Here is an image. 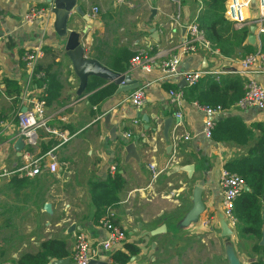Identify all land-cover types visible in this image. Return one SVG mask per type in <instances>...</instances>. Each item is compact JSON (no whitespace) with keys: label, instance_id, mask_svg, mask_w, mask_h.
<instances>
[{"label":"crops","instance_id":"1","mask_svg":"<svg viewBox=\"0 0 264 264\" xmlns=\"http://www.w3.org/2000/svg\"><path fill=\"white\" fill-rule=\"evenodd\" d=\"M77 4L82 14L71 12L69 29L80 33L87 57L97 59L115 72L118 71L113 67L118 59L130 53L129 64L140 49H147L157 64L177 54L178 51L170 49L187 36L181 25L198 16L200 11L190 0H77ZM31 6L50 8L46 0H0V34L3 36L0 85H4L0 90V111L5 124L0 127V167L16 166L24 153L40 156L53 148L57 169L49 172L42 168L39 175L31 178L11 176L0 179V189L5 186L11 194V211L24 216L34 215L33 221L23 220L21 225H17L25 239L22 240L19 234L21 239L11 242L10 251L4 250L0 264L10 262V258L17 259L24 252L40 250L41 243L49 239L63 241L68 264H76L72 255L79 232L85 233L89 245L101 252L100 242L107 238L108 231L100 223L102 216L96 219L95 197L107 189L108 177L115 172L122 176L125 185L117 192V201H112L110 205L113 206L106 207V211L109 209L114 213L112 220L124 228L126 238L112 246V255L116 251L127 250L126 244L132 243L139 251L131 256L128 264H221L219 255L208 257L205 253L206 240L202 233L206 229L213 230L219 247L225 244L226 239L220 235L217 222V214L222 213L224 192L219 184V174L224 163L244 154L247 146L217 142L211 138L212 135L206 138L203 134V111L195 101H187L182 92V88L188 85L179 87L180 77L177 76L159 80L160 68L157 65L148 74L140 69L130 70L128 67L126 70L141 84L148 80L145 100L138 108L126 99L129 93L115 95L116 85L111 96L91 103L88 96L110 84L103 80L102 85L78 97V79L65 56L63 41L52 27L53 14L47 21L34 19L27 22L24 14ZM94 7H97L96 11ZM177 12L180 13L181 24L170 35L168 23ZM255 12L256 5H251L247 14L253 17ZM260 37L256 35V44ZM30 51L35 52L36 67L41 68L43 75H54L61 86L57 100L50 105L45 103L47 124L73 136L59 144L55 137L45 135L40 129L36 145H26L22 156H18L13 142L18 134L16 111L20 96L19 103H14L12 97L5 94L4 83L5 79L16 80L22 88L27 74L24 58ZM162 51L168 52L161 54ZM238 60L223 56L214 58L198 49L195 54L183 57L178 68L179 71L185 70L183 63H186L188 69L231 70L238 69ZM224 73L227 72L204 76ZM254 78L264 86V75ZM44 79L45 75L36 91L30 89L29 96L40 97L44 93ZM165 82L175 87L166 89ZM170 89L182 93L179 103L171 100ZM106 114L110 115L107 123L103 120ZM138 114L146 115L147 122ZM223 115H238L246 125L264 123V109L238 108L234 104L216 116L215 122ZM169 116L173 121L169 139L164 140L163 121ZM135 118L137 124L133 123ZM111 127H116L113 135L110 134ZM126 130L133 135L129 139L122 136ZM173 133L181 136L175 143ZM186 134L189 138L183 139ZM259 134L256 130L255 137ZM50 139L56 142L44 150L42 143ZM120 142H135L139 161L126 159L124 144L120 145ZM151 162L159 172L155 179H152L148 167ZM112 165H115L114 171H110ZM198 181L204 182L201 196L205 209L196 222L180 227L181 220H177L192 206V189ZM102 200L106 197L101 196ZM45 203L51 205V213L44 210ZM103 208L105 210V206ZM71 224L76 225L75 230L70 231ZM162 224L166 226L165 232L150 234ZM231 240H234L237 256L244 258L245 264H249L251 258H258L246 240L235 236ZM101 256L102 252L99 253ZM54 259L50 258V264Z\"/></svg>","mask_w":264,"mask_h":264},{"label":"built area","instance_id":"2","mask_svg":"<svg viewBox=\"0 0 264 264\" xmlns=\"http://www.w3.org/2000/svg\"><path fill=\"white\" fill-rule=\"evenodd\" d=\"M199 1V0H198ZM226 0L224 16L226 19L231 21L236 28L255 26V33L258 36L264 34V0ZM179 3V2H178ZM251 5H256V12L253 17L248 16ZM200 7H198V10ZM97 7H94V11ZM180 13L171 16L168 28L170 35L174 29L181 24ZM50 8L31 6L24 14L25 21H32L34 19L48 20L50 18ZM197 16L195 15L191 21L181 26H185L187 36L178 43L175 47L170 50L178 51L177 54H172L170 57L161 60L158 64L154 60V56L149 54L147 49H140L135 54L129 63L130 70L140 69L143 73L148 74L152 72L155 65L160 68L159 80L166 81L172 77L183 78L187 85H195L201 77L206 74L213 72H227V73H238L245 78L244 81V93L235 103L238 108L253 107L260 110L264 109V86H262L254 77L256 75H264V53L259 49L253 53H248L244 57L238 60V69L231 70H208L203 67L195 69H185L179 71V65L183 57L195 54L198 49L209 53L212 57H222L219 50L211 45L206 39L204 31L200 28L196 22ZM3 40V36L0 34V44ZM168 50V51H170ZM168 51L160 52L165 53ZM25 65L27 74L25 76L22 90L20 93V105L16 111V119L18 123V135L23 137L25 146H35L38 140V130L42 129L46 134L55 137L59 144H63L69 141L73 134L60 130L58 128L51 127L47 124L45 117V102L44 99L39 97L29 96L30 89L36 91L37 83L34 78L42 79L44 76L42 72H36V54L34 51H30L25 54ZM1 84V82H0ZM148 86V80H145L138 88L132 90L127 100L135 108L143 105L145 100V90ZM2 87V88H1ZM4 88V85H0V90ZM171 100L176 103L180 102L182 97L181 92H177L173 89L169 90ZM197 106L204 113L203 122V134L206 138H210L212 130L215 126V117L220 115L223 111L220 105H198ZM25 107V110H22ZM180 117V114H176ZM134 124H137V118L133 120ZM5 124L0 121V127ZM155 129V128H154ZM125 139L131 138L132 132L126 130L122 135ZM181 136L177 133L172 134L173 142ZM189 136L183 135V139H188ZM58 146V145H55ZM24 149V148H23ZM23 152L21 151L22 156ZM151 171L152 179H155L158 175L156 165L154 162L148 164ZM42 168L49 172H55L57 169V158L53 153V148L48 150L45 154L40 156H31L28 153H24L22 161L14 167H0V179L18 176L24 177H35L39 175ZM115 170V165L110 167V171ZM219 184L224 189L221 211L224 215L228 225L233 229L236 228L237 219L233 214V205L235 198L241 193L244 187L243 179L236 173L230 172L225 168H222L219 174ZM114 213L111 210H107L106 213L100 218V223L108 231L106 239L100 242V249L102 256L99 257L98 250L92 248L87 240L85 233L79 232L75 237V246L73 250V260L76 264H87L90 259L103 258L107 261V264H116L112 258V246L120 243L125 239V230L120 225L113 223ZM104 252V253H103ZM9 264V263H6Z\"/></svg>","mask_w":264,"mask_h":264},{"label":"trees","instance_id":"3","mask_svg":"<svg viewBox=\"0 0 264 264\" xmlns=\"http://www.w3.org/2000/svg\"><path fill=\"white\" fill-rule=\"evenodd\" d=\"M190 1L195 6L194 8L200 7L196 22L204 31L206 39L219 50L223 57L240 59L258 49L264 53V34L261 35L257 44L252 45L247 42L249 27L236 28L231 21L225 18L226 0ZM129 56L131 57L130 53L118 59L113 69L118 72H125L129 67ZM36 72H42L41 68L36 67ZM44 75L45 89L39 98L44 99L45 103L50 105L57 100L61 86L54 75L48 73H44ZM34 81L39 86L42 79L34 78ZM244 81L245 78L238 73H224L217 76L207 75L201 77L195 85L182 88V92L187 101H195L198 105H220L223 110H228L243 95ZM102 82L99 78L90 77L84 93L102 85ZM4 84L5 94L12 97L14 103H19L21 85L16 80L7 79H5ZM164 86L166 89L175 87L168 82H165ZM115 89L114 84H106L89 95L88 100L91 103H97L105 97L111 96ZM3 119L4 115L0 111V121ZM256 130L260 134L255 137ZM45 135L47 134L45 133ZM211 138L217 142L247 146L244 154L226 161L224 168L238 174L247 187L234 200L233 214L237 219L236 238L246 240L251 251L258 254V258L255 260L251 258L249 264H264V245H259L262 228L264 227V123L256 122L246 125L238 115H223L215 122ZM55 142L56 140L50 139L47 143H42L43 149H47ZM123 144L120 142V145ZM123 185H125V180L118 172L108 177L107 189L101 195L95 197L96 219L103 216L106 207L113 206L110 205L112 201H117V192ZM101 196L106 197V200L100 201ZM113 223L116 224L114 221ZM64 247L65 243L63 241L49 239L41 243L40 250L34 253L24 252L17 259L10 258V262L7 261V263L50 264V258L60 259L68 256ZM126 249L125 251L119 250L113 253L112 258L116 264H128L131 256L136 255L139 251L132 243H127ZM4 255L5 251L0 248V259Z\"/></svg>","mask_w":264,"mask_h":264},{"label":"water","instance_id":"4","mask_svg":"<svg viewBox=\"0 0 264 264\" xmlns=\"http://www.w3.org/2000/svg\"><path fill=\"white\" fill-rule=\"evenodd\" d=\"M46 2L49 4L50 12L54 16L52 27L57 33L59 39L63 41L65 56L70 60L72 70L78 79V86L76 89V95L78 97L82 96L85 92L90 77H96L103 80L104 82H110L116 85L117 89L115 91V95L130 93L132 90L138 88L141 85L138 79L136 80L132 78L130 71L115 72L100 63L97 59L87 57L85 55V50L80 39V33L75 30L69 29L71 12L82 14L81 7L77 4V0H46ZM251 2L255 3L254 0H252ZM184 10L187 12V6H185ZM183 28L185 29L186 27L184 26ZM247 42L252 45L256 44L255 26H250ZM183 66L185 69H188L189 65L183 63ZM179 80V87L187 85L183 78H180ZM22 110H25V107H23ZM140 116L147 122L148 118L146 117V115L138 114V117ZM109 117L110 115L106 114L103 117L104 122L107 123ZM172 121L173 117L171 116L165 118L163 121L162 135L164 140L169 139V132ZM115 130L116 127H111L110 134L113 135L115 133ZM24 147L25 142L23 140V137L18 135L13 142V148L17 151L18 156L21 155V151ZM123 149L125 151L126 159L134 158L139 161L135 142L126 143L123 146ZM187 170L190 173V169ZM203 183V181H198L197 184L193 187L191 195L192 206L185 212L183 217L178 220H181V222L179 223L181 227L188 226L192 221L196 222L199 218V215L204 211L205 205L201 196ZM245 189H247L246 186ZM44 210L47 213H51V205L49 203H45ZM217 222L220 229V235L222 237H225L226 239L224 248L227 263L242 264L240 258L237 256L234 244L231 242V238L234 235V230L228 225L224 215L221 212L217 214ZM75 228L76 225L71 224L70 231L75 230ZM165 231L166 226L165 224H162L159 227L151 230L150 234L156 235ZM259 245H264V227L262 228V236L259 241ZM68 261L69 259L65 257L54 259L51 264H68ZM87 264H107V261L103 258L90 259Z\"/></svg>","mask_w":264,"mask_h":264},{"label":"rangeland","instance_id":"5","mask_svg":"<svg viewBox=\"0 0 264 264\" xmlns=\"http://www.w3.org/2000/svg\"><path fill=\"white\" fill-rule=\"evenodd\" d=\"M10 203H11V194L7 191L6 187L4 186L0 191V246H3L4 248L3 247L0 248L6 251L11 250L12 247L10 246V244L14 239H21L22 236L21 229L17 228V225H21L23 220L33 221L32 217L34 216L32 214L24 216L20 213L12 212ZM233 230H234L233 236H235L236 238V228H233ZM202 234H203L202 236L206 240L205 246L207 248V251L205 253H208L207 254L208 257L209 255H213V254L216 256L219 255L222 258L221 264H226L227 259L225 256V248H224L225 244H223L222 247H219L217 242V235L213 230L206 229L205 231H203ZM24 239L25 238L23 237L22 240ZM231 242L234 243V240H232ZM240 260L242 264L245 263L244 258L241 257ZM223 261H226V263L225 262L223 263ZM212 264L214 263L212 262Z\"/></svg>","mask_w":264,"mask_h":264}]
</instances>
